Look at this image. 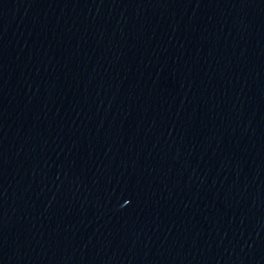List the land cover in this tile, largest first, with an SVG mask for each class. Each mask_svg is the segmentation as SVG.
Masks as SVG:
<instances>
[{
  "label": "water",
  "instance_id": "water-1",
  "mask_svg": "<svg viewBox=\"0 0 264 264\" xmlns=\"http://www.w3.org/2000/svg\"><path fill=\"white\" fill-rule=\"evenodd\" d=\"M101 264H264V0H78Z\"/></svg>",
  "mask_w": 264,
  "mask_h": 264
}]
</instances>
